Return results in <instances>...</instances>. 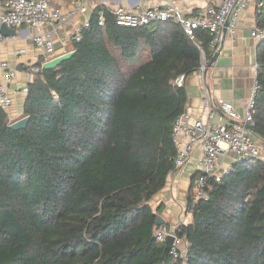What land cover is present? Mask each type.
Instances as JSON below:
<instances>
[{
  "label": "trees",
  "instance_id": "1",
  "mask_svg": "<svg viewBox=\"0 0 264 264\" xmlns=\"http://www.w3.org/2000/svg\"><path fill=\"white\" fill-rule=\"evenodd\" d=\"M209 41L207 31L191 38L172 20L120 25L98 6L71 57L51 68L37 61L26 126L10 128L0 105V264H264L258 158L206 177V197L191 190L192 221L175 229L184 254L173 257L154 235L150 200L175 168L172 124L186 100L173 80L207 63ZM257 79L252 127L264 137V52Z\"/></svg>",
  "mask_w": 264,
  "mask_h": 264
},
{
  "label": "built area",
  "instance_id": "2",
  "mask_svg": "<svg viewBox=\"0 0 264 264\" xmlns=\"http://www.w3.org/2000/svg\"><path fill=\"white\" fill-rule=\"evenodd\" d=\"M3 7L0 9V25L20 27L42 26L45 24L61 25L67 19L78 12H86L89 0H70L67 10L62 12L60 8L51 5V0H0ZM251 0H217L211 2L204 9L196 14H186L180 10L175 0H167L165 4L143 6L138 10H130L121 5L110 9L115 20L120 25L137 26L148 24L153 21L172 20L177 23L182 31L189 37H193L198 29L205 30L210 35L209 46L215 50L220 40L222 28L226 26V32L232 37L235 34L240 13L247 8ZM260 7L261 3L257 2ZM98 21H104L103 9L97 11ZM88 24L86 20L84 26ZM250 34L257 38L264 37V26L255 25ZM73 41L80 39V31L71 36ZM35 45L48 57L53 55L55 46L53 39L48 33L36 34L32 37ZM16 52H19L18 50ZM198 68L201 76L206 66L205 59H202ZM2 78L0 79V105L7 109L11 104V97L7 93L4 82L14 78L15 69L8 67L6 61L0 63ZM40 68L31 66L29 69V81L33 74ZM184 74L177 75L173 83L182 86ZM27 84L19 89L23 93L27 91ZM258 88L257 70L255 73L252 91L243 114H240L231 101L218 98L216 104L219 106L227 121H213L214 110L209 95L204 94L202 103L197 115L184 110L172 124L171 138L175 145L173 162L175 167H180L188 159L190 150L195 143H199L201 154L197 160L198 173L193 180V193L195 197H206L202 186L208 176L220 179L230 167H222L219 156L224 150H228L238 160H246L260 157L259 146L251 137L246 126L254 124L253 112L255 107V95ZM185 224V223H180ZM178 224L177 226H179ZM176 226V227H177ZM175 229L168 228L164 223L156 226L155 238L165 242L168 235H173V242L169 251L173 257L182 255L186 251V241L177 236Z\"/></svg>",
  "mask_w": 264,
  "mask_h": 264
},
{
  "label": "crops",
  "instance_id": "3",
  "mask_svg": "<svg viewBox=\"0 0 264 264\" xmlns=\"http://www.w3.org/2000/svg\"><path fill=\"white\" fill-rule=\"evenodd\" d=\"M88 2L86 12L76 13L61 25L9 26L15 29L14 34H4L0 31V63L6 61L8 67L15 69L16 72L12 80L4 82L7 93L11 97V104L5 109L11 121L23 115L22 105L25 93L19 88L28 83L30 67L40 58L44 60L48 58V54L34 44L32 40L34 35L48 33L51 36L55 46L52 55L54 56L72 49L74 41L71 36L80 31L98 6L112 9L121 5L135 11L143 6L163 5L167 0H89ZM175 2L183 13L191 15L200 12L206 5L217 0H175ZM257 2L258 0H251L247 8L240 13L235 34L232 37L226 32L216 59L210 66H205L203 76L199 69L185 76L184 110L191 112L192 115L199 113L204 94L209 95L213 104V121L228 120L216 104L218 98L231 101L240 114L244 113L252 91L258 55L259 52H264V37L257 38L250 34V30L257 24L256 15L259 10ZM69 4L70 0H51V5L60 8L62 12L67 10ZM2 7L0 1V9ZM219 44L220 41L217 47ZM17 50L19 52H16ZM248 129L259 146L260 157L264 159V137L253 127ZM200 154V144L195 143L188 159L182 166L175 167L168 173L164 186L150 200L157 216H161L164 224L170 229L176 228L180 223L187 224L192 221V214L186 210V202L188 194L193 189L192 177L198 172L197 160ZM236 158L234 153L228 150H224L219 156L222 167H230L232 162L237 160Z\"/></svg>",
  "mask_w": 264,
  "mask_h": 264
},
{
  "label": "water",
  "instance_id": "4",
  "mask_svg": "<svg viewBox=\"0 0 264 264\" xmlns=\"http://www.w3.org/2000/svg\"><path fill=\"white\" fill-rule=\"evenodd\" d=\"M0 31L4 34H14L15 33V29L13 28H10L8 26H6L5 24H1L0 25ZM225 34H226V26H224L222 28V31H221V35H220V44L219 46L217 47V49L212 53L211 57L209 58V60L207 61L206 63V66H210L211 63L216 59L217 55H218V52L220 50V47H221V42L223 40V38L225 37ZM74 51L73 50H69V51H66V52H63L61 54H58L50 59H47L45 60L43 63H42V67L43 68H51V67H55L56 65H58L61 61L71 57L73 55ZM28 121V116L25 115V116H22L16 120H13L10 122L9 126L10 128L12 129H19V128H23L26 126V123ZM247 127L249 128H252L249 124L246 125ZM164 223V220L161 216H157V220H156V225H159V224H162ZM173 242V235H168L165 239V246L166 248H170L171 247V244Z\"/></svg>",
  "mask_w": 264,
  "mask_h": 264
},
{
  "label": "rangeland",
  "instance_id": "5",
  "mask_svg": "<svg viewBox=\"0 0 264 264\" xmlns=\"http://www.w3.org/2000/svg\"><path fill=\"white\" fill-rule=\"evenodd\" d=\"M57 55H58V54H57ZM54 56H56V55H54ZM54 56L48 57L47 59H50V58H52V57H54ZM47 59H46V60H47ZM44 61H45V60H44ZM44 61H43V62H44ZM202 61H203V60H202ZM32 66H34V65H32ZM12 121H13V120H12Z\"/></svg>",
  "mask_w": 264,
  "mask_h": 264
}]
</instances>
